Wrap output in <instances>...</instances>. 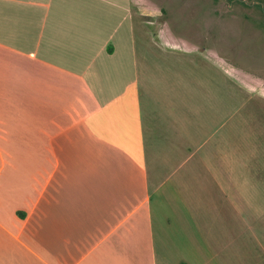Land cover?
<instances>
[{
    "label": "crops",
    "instance_id": "crops-1",
    "mask_svg": "<svg viewBox=\"0 0 264 264\" xmlns=\"http://www.w3.org/2000/svg\"><path fill=\"white\" fill-rule=\"evenodd\" d=\"M143 16L0 0V264H264V93Z\"/></svg>",
    "mask_w": 264,
    "mask_h": 264
},
{
    "label": "rangeland",
    "instance_id": "rangeland-1",
    "mask_svg": "<svg viewBox=\"0 0 264 264\" xmlns=\"http://www.w3.org/2000/svg\"><path fill=\"white\" fill-rule=\"evenodd\" d=\"M135 3L146 15L143 18L151 22L148 26L165 42L174 39L179 49L205 51L223 62L230 76L243 86L264 93V0ZM254 60L257 65H251ZM255 113L264 114L261 103Z\"/></svg>",
    "mask_w": 264,
    "mask_h": 264
}]
</instances>
